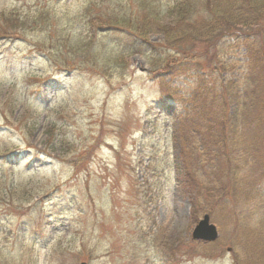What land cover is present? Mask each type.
<instances>
[{"label": "rangeland", "instance_id": "1", "mask_svg": "<svg viewBox=\"0 0 264 264\" xmlns=\"http://www.w3.org/2000/svg\"><path fill=\"white\" fill-rule=\"evenodd\" d=\"M92 1L93 17L113 13L114 0H0V13L45 12L34 30H0V264H264L256 26L171 47L150 29L143 54L95 20L81 35L95 63L66 72L45 55L54 40L39 43L43 29L77 26ZM146 1L157 23L173 22L174 0ZM167 65L172 97L160 86ZM203 214L210 243L191 236Z\"/></svg>", "mask_w": 264, "mask_h": 264}, {"label": "trees", "instance_id": "2", "mask_svg": "<svg viewBox=\"0 0 264 264\" xmlns=\"http://www.w3.org/2000/svg\"><path fill=\"white\" fill-rule=\"evenodd\" d=\"M114 1L116 4L112 8L114 9L112 10L113 13L104 18L100 15L93 17L99 3L92 1L79 16V21L76 22L77 26L75 24L71 27L66 25L64 29L50 27L47 29V27H44L43 32L46 35L43 34L44 37L41 38L39 43L45 45L44 38H47L50 42L54 40L53 44L50 45L49 51L45 54L48 60L53 59L55 62V59H58L61 63L59 64L60 67L66 72L80 68L82 64H94L92 57L95 52L93 54L89 53L93 44L84 45L81 35L85 24H91L95 20L102 22L101 27L106 32L120 31L123 32L122 34L133 36L135 42L128 48L130 50L135 49L134 52L137 53L146 54L148 50L153 48V44L144 38L150 29H160L164 33L165 44L171 47L175 45L173 40L180 41V36H187L191 33L194 38L202 39L220 31L233 33L238 26L250 27L254 25L257 30L252 32L250 37L259 34L263 41L262 48L264 49V24L262 23L264 19V0H174V5L169 10H166L173 19V22L167 25H160L156 22L161 11L160 9H154L155 3L152 5L146 0H139L137 1L136 10H133L132 0ZM42 12L35 17H28L27 14L23 15L14 9L8 12L2 11L0 13V30L4 33L3 35L12 34L19 28L25 27H30L31 30H34L39 19L45 16V12ZM173 31H176L177 35L171 36L174 33ZM245 42L246 50H248L246 57L252 64H259L260 59L254 50L253 40L251 39V42H249L248 38ZM82 55H89L86 56V61L82 60ZM160 68L164 70V76L160 79L162 93L167 97H172L175 91H170L167 87L168 83H164V81L171 77L173 74L171 73L172 69L175 67L167 65ZM3 118L6 120V117Z\"/></svg>", "mask_w": 264, "mask_h": 264}, {"label": "water", "instance_id": "3", "mask_svg": "<svg viewBox=\"0 0 264 264\" xmlns=\"http://www.w3.org/2000/svg\"><path fill=\"white\" fill-rule=\"evenodd\" d=\"M217 236L214 225L208 223V216L205 214L203 218L198 221L192 230L193 238H200L203 240H214ZM85 264V263H80Z\"/></svg>", "mask_w": 264, "mask_h": 264}]
</instances>
